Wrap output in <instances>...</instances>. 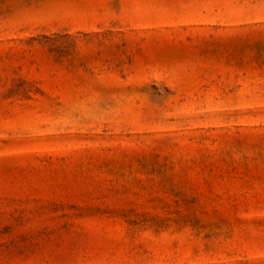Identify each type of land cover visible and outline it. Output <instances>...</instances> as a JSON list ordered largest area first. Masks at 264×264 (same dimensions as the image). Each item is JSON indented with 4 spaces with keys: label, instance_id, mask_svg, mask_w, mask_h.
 <instances>
[{
    "label": "rangeland",
    "instance_id": "374dc122",
    "mask_svg": "<svg viewBox=\"0 0 264 264\" xmlns=\"http://www.w3.org/2000/svg\"><path fill=\"white\" fill-rule=\"evenodd\" d=\"M0 264H264V0H0Z\"/></svg>",
    "mask_w": 264,
    "mask_h": 264
}]
</instances>
